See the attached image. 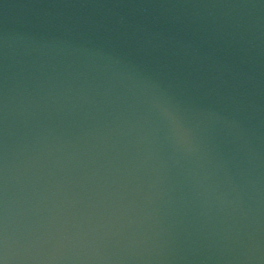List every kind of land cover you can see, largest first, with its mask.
I'll return each mask as SVG.
<instances>
[{
    "label": "water",
    "instance_id": "1",
    "mask_svg": "<svg viewBox=\"0 0 264 264\" xmlns=\"http://www.w3.org/2000/svg\"><path fill=\"white\" fill-rule=\"evenodd\" d=\"M0 264H264V0H0Z\"/></svg>",
    "mask_w": 264,
    "mask_h": 264
}]
</instances>
